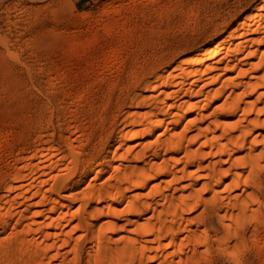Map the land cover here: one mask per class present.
<instances>
[{
    "label": "bare ground",
    "instance_id": "6f19581e",
    "mask_svg": "<svg viewBox=\"0 0 264 264\" xmlns=\"http://www.w3.org/2000/svg\"><path fill=\"white\" fill-rule=\"evenodd\" d=\"M246 13L210 45L144 78L119 109L120 124L89 150V135L78 141L84 128L65 121L57 132L34 134L30 152L17 151L0 172V264H213L211 250L235 260L247 239L257 245L264 228V0ZM120 39L105 54L106 69L125 62L116 59ZM0 47L16 58L2 37ZM78 102L89 104L76 95L71 103ZM83 174V189L71 191ZM213 217L219 238L209 235Z\"/></svg>",
    "mask_w": 264,
    "mask_h": 264
},
{
    "label": "rangeland",
    "instance_id": "374dc122",
    "mask_svg": "<svg viewBox=\"0 0 264 264\" xmlns=\"http://www.w3.org/2000/svg\"><path fill=\"white\" fill-rule=\"evenodd\" d=\"M147 1L0 0V37L16 54V60L10 59L0 47L1 173L13 165L19 151L32 150L34 134L57 132L56 127L65 121L73 128H84L78 141L84 143L83 135H89L91 143L84 147L89 150L110 124H120L128 96L143 89L144 78L170 68L197 45H210L247 15L246 9L254 2ZM111 12L119 20L110 22ZM117 37L125 47L116 59L125 62L106 69L111 58L105 54ZM134 75L139 80L135 84ZM76 95L89 104H72ZM45 120L55 129L45 128ZM84 175L71 191L83 189ZM4 178L0 174V187ZM208 231L211 238H219L222 231L215 217L208 220ZM244 231L248 237L252 229ZM257 240L256 246L249 239L241 244L235 260L211 250V262L264 264V244H260L264 243V228Z\"/></svg>",
    "mask_w": 264,
    "mask_h": 264
}]
</instances>
